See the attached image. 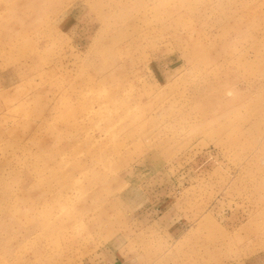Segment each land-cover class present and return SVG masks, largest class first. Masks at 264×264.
Instances as JSON below:
<instances>
[{
  "label": "rangeland",
  "instance_id": "rangeland-1",
  "mask_svg": "<svg viewBox=\"0 0 264 264\" xmlns=\"http://www.w3.org/2000/svg\"><path fill=\"white\" fill-rule=\"evenodd\" d=\"M13 1L0 264H264V0Z\"/></svg>",
  "mask_w": 264,
  "mask_h": 264
},
{
  "label": "bare ground",
  "instance_id": "bare-ground-1",
  "mask_svg": "<svg viewBox=\"0 0 264 264\" xmlns=\"http://www.w3.org/2000/svg\"><path fill=\"white\" fill-rule=\"evenodd\" d=\"M28 1H29V2H28ZM35 1H36V0H14L13 2H17V4L22 5V6H23L25 3H27V6L30 7V8H32V3L35 2ZM47 1H48V0H47ZM9 2H10V1H9ZM5 6H6V5H5ZM22 6H21V7H22ZM47 7H48V5H47ZM49 7H50V6H49ZM10 8H11V7H10ZM2 10H4V9H2ZM5 10H7L8 13H9V9L6 8ZM11 10H12V9H11ZM32 10H33V9H32ZM7 11H6V12H7ZM1 12H2V11H1ZM15 17H16V16H15ZM0 18H2V17H0ZM17 18H18V17H17ZM14 19H15V18H14ZM27 19H28V18H27ZM2 20H3V19H2ZM8 20H9V19H8ZM4 21L7 22L6 20H4ZM17 21H18V20H17ZM9 22H10V21H9ZM0 23H1V22H0ZM19 24H20V23H19ZM19 24H17V25H19ZM6 25H8V24H6ZM14 25H15V24H14ZM17 25H15V26H17ZM15 26H14V27H15ZM2 28H3V27H2ZM10 29H11V28H10ZM7 30H8V29H7ZM0 31H1V30H0ZM21 31H22V30H21ZM21 31H20V32H21ZM1 32H2V31H1ZM9 33H10V32H9ZM17 33H18V32H17ZM0 35H1V33H0ZM23 48H24V47H23ZM22 52H23V51H22ZM27 52H28V51H27ZM19 55H20V54H19ZM22 55H23V54H22ZM208 111L212 114V113H214L215 110H213V108H212V109H208ZM47 118H48V117H47ZM44 120H45V119H44ZM49 124H50V123H49ZM0 148H1V147H0ZM4 153H5V152H4ZM12 154H13V153H12ZM6 159H7V158H6ZM11 159H12V158H11ZM2 160H3V159H2ZM2 160H1V161H2ZM4 161H5V158H4ZM6 161H7V160H6ZM12 161H13V159H12ZM7 162L10 163L9 161H7ZM19 164H20V163H19ZM5 165H6V164H5ZM10 165H11V164H10ZM1 170H4V169H1ZM6 170H8V169H6ZM6 170H4V171H6ZM9 170H10V168H9ZM12 170L14 171V168H11V171H12ZM16 170H17V169H16ZM4 171H3V172H4ZM0 172H1V171H0ZM16 172H17V174H18V173H20V170H19V171H16ZM4 173L6 174L7 172H4ZM14 173H15V172H14ZM8 174L10 175L9 172H8ZM18 175H19V174H18ZM18 175H17V176H18ZM4 176H5V175H4ZM7 176H8V175H7ZM12 177H13V174H12ZM14 177L16 178V176H14ZM19 177H20V175H19ZM8 178H10V177H8ZM0 179H1V178H0ZM17 179H18V178H17ZM17 179H16V180H17ZM13 180H14V178H13ZM16 182H18V180L15 181V183H16ZM4 183H5V182H4ZM19 183H20V182H19ZM8 184H9V183H8ZM6 185H7V184H6ZM6 185H5V187H7ZM16 185H17V184H16ZM5 187H4V188H5ZM11 188H12V187H11ZM15 188H16V187H15ZM5 189H6V188H5ZM8 189H9V188H8ZM8 189H7V190H8ZM1 191H2V190H1ZM1 191H0V192H1ZM8 191H9V190H8ZM1 193H2V192H1ZM10 194H11V193H10ZM8 195H9V193H8L6 196L8 197ZM41 195H42V194H41ZM15 196H16V195H15ZM8 199L10 200V198H8ZM0 200H1V199H0ZM2 200H3V199H2ZM4 201H5V200H4ZM7 203H8V202H7ZM3 205H4V204H3ZM0 206H1V205H0ZM0 208H1V207H0ZM3 208H4V207H3ZM3 208H2V210H3ZM2 210H1V213H2ZM4 210H5V208H4ZM4 210H3V211H4ZM5 217H6V216H5ZM7 217H8V216H7ZM2 218H3V217H2ZM11 219H12V218H11ZM4 224H5V223H3V227H4ZM11 224H12V223H11ZM5 225H6V224H5ZM14 225H15V223H14ZM1 229H2V228H1ZM0 232H1V231H0ZM13 233H15V232L13 231ZM4 241H5V240H4ZM7 242H9V241H7ZM7 242H5V243H7ZM16 243H17V245L20 244V243H18V242H16ZM10 244H12V243H10Z\"/></svg>",
  "mask_w": 264,
  "mask_h": 264
},
{
  "label": "crops",
  "instance_id": "crops-1",
  "mask_svg": "<svg viewBox=\"0 0 264 264\" xmlns=\"http://www.w3.org/2000/svg\"><path fill=\"white\" fill-rule=\"evenodd\" d=\"M114 264V263H113Z\"/></svg>",
  "mask_w": 264,
  "mask_h": 264
}]
</instances>
